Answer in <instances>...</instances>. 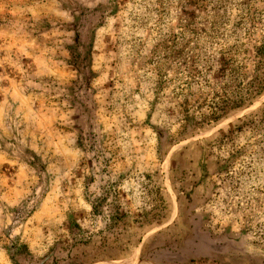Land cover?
Instances as JSON below:
<instances>
[{
	"label": "rangeland",
	"instance_id": "374dc122",
	"mask_svg": "<svg viewBox=\"0 0 264 264\" xmlns=\"http://www.w3.org/2000/svg\"><path fill=\"white\" fill-rule=\"evenodd\" d=\"M209 1L0 0V264H264V65L198 120Z\"/></svg>",
	"mask_w": 264,
	"mask_h": 264
},
{
	"label": "trees",
	"instance_id": "16d2710c",
	"mask_svg": "<svg viewBox=\"0 0 264 264\" xmlns=\"http://www.w3.org/2000/svg\"><path fill=\"white\" fill-rule=\"evenodd\" d=\"M221 1H209L206 24L193 32L190 41L195 74L206 84L215 77L219 88L213 92V100L198 107L200 121L220 119L229 109L251 102L263 88L258 71L264 65V12L254 6V0H241L240 5H246L244 15L227 29L229 18L221 13Z\"/></svg>",
	"mask_w": 264,
	"mask_h": 264
}]
</instances>
